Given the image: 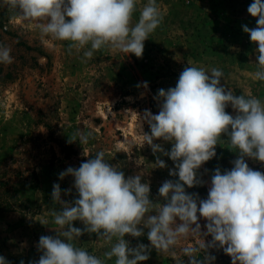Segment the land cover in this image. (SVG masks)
I'll list each match as a JSON object with an SVG mask.
<instances>
[{"label": "rangeland", "instance_id": "obj_1", "mask_svg": "<svg viewBox=\"0 0 264 264\" xmlns=\"http://www.w3.org/2000/svg\"><path fill=\"white\" fill-rule=\"evenodd\" d=\"M147 2L137 0L133 25ZM253 2L157 0L163 21L144 42L141 58L104 47L93 58L82 59V51L69 54L68 42L42 39L34 25L29 26L0 0V46L10 48L13 57L11 64L0 63V256L9 264L39 260V238L57 235L52 213L61 205L52 199L53 184L60 185L63 201H74L78 198L74 177L60 179L59 174L68 167L79 168L99 151H104L107 162L123 171L125 178L142 173L141 182L150 184V200L165 202L158 190L164 181L178 180L169 174L175 164L159 152L154 155L149 145L141 146L137 126L150 134L143 119L145 110L158 114L159 102L154 99L158 90L175 87L186 66L209 72L219 68L224 72L222 86L235 95L264 101V82L253 78L258 67L257 45L242 27H257V18L247 11ZM225 111L236 115L231 105ZM78 129L92 131L94 138L84 145L78 140L70 143L69 137ZM221 139L216 156L198 170L204 183L192 188L185 185L188 194L207 199L214 170L233 167L238 153L228 148L226 135ZM154 143L165 151L172 147L162 139ZM157 157L165 161V168L155 165ZM245 160L251 169L264 173V163ZM66 189H71L70 195L64 194ZM198 223L206 232V219L201 217ZM73 226L84 227L81 221H74ZM147 232L145 228L143 236L126 235L125 239L131 247L150 245ZM204 239L207 243L212 237ZM73 243L101 259L111 247L94 233H84ZM186 245H195V239L181 241L174 250L188 264L181 253ZM208 252L216 257L213 264H231L223 249ZM199 255L203 257V252ZM106 264H114V258ZM140 264H175V260L153 248L149 259Z\"/></svg>", "mask_w": 264, "mask_h": 264}, {"label": "clouds", "instance_id": "obj_2", "mask_svg": "<svg viewBox=\"0 0 264 264\" xmlns=\"http://www.w3.org/2000/svg\"><path fill=\"white\" fill-rule=\"evenodd\" d=\"M2 5L16 10L29 26L34 25L42 39L68 42L69 54L82 51V59L93 58L104 47L141 58L144 42L163 21L157 0H148L134 25L137 0H2ZM247 11L257 18V27L242 26L257 45L258 67L253 78L264 82V0H254ZM10 53V48L0 46V63L11 64ZM223 77L224 72L216 67L210 72L184 67L176 86L161 88L154 97L159 102L158 114L145 110L143 119L150 134L137 126L140 145H149L154 155L159 152L175 164L169 174L178 180H166L158 190L164 203L150 200V184L141 182L142 173L125 178L123 171L107 162L104 151H99L79 168L68 167L59 174L60 179L74 177L78 193L74 201H63L60 185L53 184L52 199L61 205L52 213L57 235L39 238L42 255L32 264H106L113 258L114 264H140L149 259L153 248L170 254L175 264H185L174 249L190 237L195 245L181 248L188 264H213L216 257L209 254L211 248L223 249L231 264H264V173L251 169L245 160L264 163V101L235 95L222 86ZM142 86L147 89V82ZM228 105L235 116L225 111ZM222 135L228 137V148L238 153L233 167L214 170L207 199L188 194L185 185L192 188L204 183L198 170L216 156ZM93 138L92 131L78 129L69 142L78 140L84 145ZM160 139L172 143L170 151L154 143ZM155 165L166 167L159 157ZM64 194L70 195L71 189ZM201 217L207 221L206 232L198 223ZM74 221H81L83 229L74 227ZM145 228L150 245L131 247L125 236L141 237ZM84 233H94L111 245L105 259L73 243ZM208 235L212 240L206 243ZM0 264L9 262L0 256Z\"/></svg>", "mask_w": 264, "mask_h": 264}]
</instances>
